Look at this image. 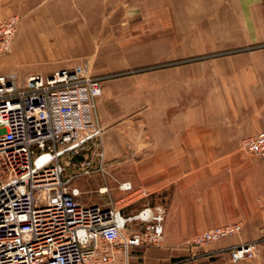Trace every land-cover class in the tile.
Returning a JSON list of instances; mask_svg holds the SVG:
<instances>
[{
	"label": "crops",
	"instance_id": "crops-1",
	"mask_svg": "<svg viewBox=\"0 0 264 264\" xmlns=\"http://www.w3.org/2000/svg\"><path fill=\"white\" fill-rule=\"evenodd\" d=\"M45 2L0 0V19L23 16L11 51L0 54V74L15 72L23 82L30 74L78 66L81 58L89 60L94 75L111 71L113 66L97 62L111 42L109 18L94 16L90 30L79 23L77 41L65 44L58 29L43 31L48 23ZM138 15L143 19L136 21ZM112 34L122 57L127 49L136 59L156 54L197 58L180 65L176 78L171 74L158 86L181 89L180 108L175 109L176 102L161 108L152 98L150 114L155 106L164 112L156 110L151 120L147 147L136 148L140 140L133 141L135 152L145 154L133 184L166 214L163 243L133 247L129 264H264V256L234 263L228 253L230 246L264 235V159L242 145L264 130V0H119ZM27 58L36 64L18 70ZM153 83L150 87L155 88ZM102 89L97 110L107 130L105 156L111 159L126 151L111 146L125 145V138L111 133L113 126L134 109L131 99L115 92L111 82L103 81ZM172 108L177 111L169 112ZM127 124L131 122L123 121L122 127ZM77 168L73 163L63 177ZM76 179L71 183L78 186ZM234 221L243 223L238 235L208 246L178 241L181 234Z\"/></svg>",
	"mask_w": 264,
	"mask_h": 264
},
{
	"label": "built area",
	"instance_id": "built-area-1",
	"mask_svg": "<svg viewBox=\"0 0 264 264\" xmlns=\"http://www.w3.org/2000/svg\"><path fill=\"white\" fill-rule=\"evenodd\" d=\"M17 20L0 19V54L11 49ZM101 93V77L84 65L30 74L23 82L15 72L0 74V264H129L133 247L161 244V205L124 213L115 204H86L71 183L91 172L102 137L96 114ZM242 145L264 159V130ZM76 155L83 159L73 162ZM73 163L81 171L64 178ZM118 189L132 190V184L119 183ZM241 228L238 222L209 227L191 245H207ZM256 251L255 241L228 248L232 262Z\"/></svg>",
	"mask_w": 264,
	"mask_h": 264
},
{
	"label": "rangeland",
	"instance_id": "rangeland-1",
	"mask_svg": "<svg viewBox=\"0 0 264 264\" xmlns=\"http://www.w3.org/2000/svg\"><path fill=\"white\" fill-rule=\"evenodd\" d=\"M118 1L119 0H46L45 15L48 23L44 26L43 31L44 33L45 32L48 33V31H53V29H58L60 31L59 36L61 38V42L66 41L65 44L70 42L73 43L77 41L75 31H76V27H79L80 24L82 25L85 24L86 26L89 27L88 29L90 30V27H92V22H93L91 19L94 16H107V18H109L108 20L109 28H110L109 32H111L109 35V39H111V42H109L108 49L105 48L104 50L107 51L106 54L107 56L103 55L101 60L97 62L103 66H106V64L113 66L112 70L106 74H102L98 76L91 73V66H90L91 64H89L88 59L81 58L79 63H77V65H84L88 69L89 74H91L92 76L101 77L102 84L103 81L105 80L111 82L113 90L115 92H118L119 94H123L125 99L127 98L131 99V102L133 103L132 108L134 110H132L130 114H126V119H125V120H129L131 122V125L128 126L127 124V126L122 127L123 121L125 120H120V121L118 120L113 126L114 132H111L115 136L116 134H118L120 135V137L125 138L124 146L121 144L118 145L115 142L111 145L114 148V150L117 152L118 148L124 147L126 151L122 153V155L120 156H117L116 154L114 158L111 159L106 158L103 138L107 130L106 127L103 125V122L100 119L97 110L96 114H97L98 122L102 128L101 141L98 144V146L94 147L92 153L91 166H89V171L91 172L88 174H80L79 176H77V179L76 178L75 179L77 185L80 186L79 188L82 191L81 200H83L84 202L94 203L101 206H110L115 204L117 207L120 208L122 207L124 213H133L141 207L139 203L144 202V204H149L148 203L149 199H147L148 197L144 196L141 192L143 191V189L141 190V188L140 189L136 188L133 184V179L135 177H138V173L140 171L139 167L141 166L140 165L142 164L141 161L142 159H144L143 157L145 155L135 152L134 150L135 145L133 144V141L134 139H138V138H139L138 140H140L136 145L137 146L136 148L147 147L149 144L148 135L149 132L151 131L150 123L151 120H154V117L156 116L155 114L156 110L164 108L166 104H171L173 102L178 103V104L175 103L176 104L175 109L180 108L179 101L182 94L181 89L179 88L164 89L158 86H161V84H163V82L166 79H168L169 75L171 79V74L173 78H176V76L180 74V68H181L179 67L180 65L184 63L193 62L192 60H197V58L187 57V58L175 60V59H170L168 56L166 57L162 54L160 55L156 54L155 56H151L150 58H148L147 56H141L139 59H136L134 55L128 56L127 49L125 55L122 57L120 51H118L117 53L116 44L112 40V35H113L112 30H114L115 32V26H116ZM129 1L130 0H125V3L127 4V2ZM34 11L36 12V10ZM35 12L33 13L34 16L37 15V13ZM11 15H15L18 17L17 20L18 23L16 29V33H17L18 30L20 29L19 27L21 21L23 20V16L21 15V13L11 14ZM76 16L79 17V20H76ZM135 19L136 21L142 20L143 15L135 16ZM11 49L6 53H9ZM130 51H132V49ZM27 59H28L27 62L18 65L17 68L18 70L19 69L22 70L25 67H29L30 65L36 64V62H33L29 58ZM184 59L186 61H180ZM153 82L157 83V86L155 88L150 87V85ZM100 96L98 97V99L100 98ZM139 97L143 98V100L140 102L136 101L138 100ZM152 98L156 102L153 103L154 105L160 107L162 106V107L157 109V107L155 106V108L153 109L154 112L150 114L149 107H150V100ZM175 109L172 108V110H169V112L172 111L174 112ZM161 110L162 112H164V109ZM160 111H158V113ZM141 116L144 117L142 118ZM129 135L130 138L132 137L131 138L132 140L130 138H127ZM101 152H103V157L100 156ZM71 165L72 164L68 165L67 168L69 169V166ZM80 171L81 169L78 170L77 168V170L74 173L76 172L78 173ZM125 181L131 182L132 190L122 191L118 189V184ZM102 187L108 188L106 193L99 192V190ZM121 198H123L124 200L121 201L120 200ZM156 205H161V204H156ZM151 206H155V204ZM234 222L240 223L241 227L243 228L242 221H234ZM234 222H228L225 224H231ZM225 224H220V225H225ZM242 228L238 233H235L230 236L238 235L242 231ZM195 235L196 234L193 233L181 234L178 236L179 240L178 239L177 240L183 244L185 242V244L191 245V241ZM164 238L165 236L163 237L161 244L165 240ZM255 242L257 243L256 254L254 257L247 260H251L257 256H264V235L261 236L258 239V241ZM210 244L211 243L207 245H202L201 247H205Z\"/></svg>",
	"mask_w": 264,
	"mask_h": 264
},
{
	"label": "water",
	"instance_id": "water-1",
	"mask_svg": "<svg viewBox=\"0 0 264 264\" xmlns=\"http://www.w3.org/2000/svg\"><path fill=\"white\" fill-rule=\"evenodd\" d=\"M75 158L78 159V160H82L83 159L80 155H76Z\"/></svg>",
	"mask_w": 264,
	"mask_h": 264
},
{
	"label": "bare ground",
	"instance_id": "bare-ground-1",
	"mask_svg": "<svg viewBox=\"0 0 264 264\" xmlns=\"http://www.w3.org/2000/svg\"><path fill=\"white\" fill-rule=\"evenodd\" d=\"M85 157V156H84ZM105 190H104V187H102L101 188V190H100V192H104ZM166 213V212H165Z\"/></svg>",
	"mask_w": 264,
	"mask_h": 264
}]
</instances>
